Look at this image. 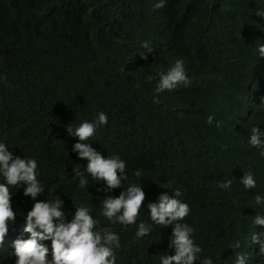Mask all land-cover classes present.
<instances>
[{
  "label": "trees",
  "instance_id": "16d2710c",
  "mask_svg": "<svg viewBox=\"0 0 264 264\" xmlns=\"http://www.w3.org/2000/svg\"><path fill=\"white\" fill-rule=\"evenodd\" d=\"M158 2L0 0V142L37 160L45 186L37 201L61 196L67 222L75 206L89 207L100 227L119 235L116 264H159L158 255L173 254V226L153 225L137 239L136 224L112 225L100 215L101 199L118 198L130 184L145 192L137 224L150 223L149 202L179 189L190 208L183 222L194 229L202 257L233 264L242 253L248 264H264L259 245L248 241L253 231L264 238V226L252 223L264 213L254 199L264 195V155L247 142L251 127L264 131V58L256 52L264 20L254 14L264 0H167L157 9ZM145 42L153 48L146 60L138 55ZM176 60L189 83L154 103L159 73ZM101 111L107 124L89 143L105 158L125 161L128 179L107 191L89 177L80 189L72 170L87 161L72 151L78 138L67 128ZM249 171L256 187L245 190L239 180ZM228 179L231 189L221 190L218 183ZM10 191L17 217L8 233L27 238L23 217L35 201L23 189ZM10 252L0 251V264H15Z\"/></svg>",
  "mask_w": 264,
  "mask_h": 264
},
{
  "label": "clouds",
  "instance_id": "9594fccd",
  "mask_svg": "<svg viewBox=\"0 0 264 264\" xmlns=\"http://www.w3.org/2000/svg\"><path fill=\"white\" fill-rule=\"evenodd\" d=\"M166 2L167 0H159L155 7L162 8ZM254 14L264 20V9L258 8ZM142 47L145 51L138 55L146 60L153 48L147 42ZM256 52L258 59L264 58V44L257 46ZM188 83L184 62L176 60L166 72L159 73L153 102L159 103L157 97L166 90H174L180 84L187 86ZM259 104L264 106V97L260 98ZM213 119L209 116L207 123L212 124ZM107 121V115L101 111L93 121L84 120L75 128H67L71 137L78 138L72 151L78 155L79 160L87 161L82 170L79 167L72 170L80 189H87L89 177L100 181L98 184L103 185L107 191L122 188V183L128 179L125 161L116 155L105 158L89 143L98 128L106 125ZM247 136L248 144L264 155V131L253 126L248 130ZM37 167L35 158L15 156L5 143L0 142V251L9 246L11 256L15 257V264H116L120 237L111 228L100 227L99 220L91 215L89 207L75 206V214L71 222H67L61 196L37 201V197L45 191V186L37 179ZM239 183L245 190L256 187L251 171L244 173ZM231 185L232 180L228 179L219 182L217 186L221 190H230ZM11 188L23 189V195L35 201L31 210L23 217L21 231L27 234V238H17L14 230L12 234L8 233L17 217L11 204ZM123 189L118 198L105 196L100 201V215L110 224L124 227L136 224L137 239L148 236L153 225H171L173 227L169 248L173 250V254L158 255L159 264H214L211 256H201L203 250L193 239L194 229L183 222L190 208L179 199V189L172 196L163 194L158 197L157 202H149L146 210L150 223L141 220L138 224L137 218L145 201V192L137 184H130ZM254 199L256 205L264 206V195L256 194ZM253 217L252 223L255 227L264 226V213H256ZM249 239L252 244L259 245V254L264 255L262 235L253 231L248 241ZM46 241L51 242V250L45 244ZM236 247H239L238 242ZM229 248L232 249V246ZM248 261L246 254L236 253L233 264H248Z\"/></svg>",
  "mask_w": 264,
  "mask_h": 264
}]
</instances>
